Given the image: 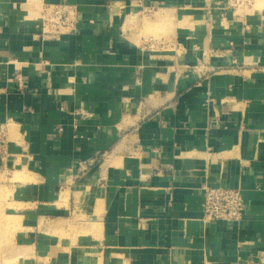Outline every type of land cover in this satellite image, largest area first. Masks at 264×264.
I'll return each mask as SVG.
<instances>
[{
  "label": "crops",
  "instance_id": "obj_1",
  "mask_svg": "<svg viewBox=\"0 0 264 264\" xmlns=\"http://www.w3.org/2000/svg\"><path fill=\"white\" fill-rule=\"evenodd\" d=\"M50 4L75 6L74 32L41 34ZM0 177L16 264H264V16L0 0ZM205 184L239 188L242 218H205Z\"/></svg>",
  "mask_w": 264,
  "mask_h": 264
},
{
  "label": "built area",
  "instance_id": "obj_2",
  "mask_svg": "<svg viewBox=\"0 0 264 264\" xmlns=\"http://www.w3.org/2000/svg\"><path fill=\"white\" fill-rule=\"evenodd\" d=\"M41 34L58 38L61 34L74 32L78 13L74 5L50 4L41 9ZM149 14L152 8H144ZM62 130L61 126L57 131ZM244 197L239 188L211 186L205 184L202 190L201 208L203 216L209 220L237 222L242 218Z\"/></svg>",
  "mask_w": 264,
  "mask_h": 264
},
{
  "label": "rangeland",
  "instance_id": "obj_3",
  "mask_svg": "<svg viewBox=\"0 0 264 264\" xmlns=\"http://www.w3.org/2000/svg\"><path fill=\"white\" fill-rule=\"evenodd\" d=\"M224 2L237 14L256 12L264 16V0H224ZM30 4L34 7L37 6L38 9L42 6L41 3L31 2ZM143 19L147 22L150 15L143 16ZM170 28L171 26L168 24L162 26L159 24L148 27L147 31L151 33L149 36L159 39L168 37L171 32ZM10 197V189L0 185V263L3 262V264H16L15 262L19 260L17 253L21 252L22 256H27L29 252L28 243L24 238L25 232L22 230L20 222L13 216L12 209L16 205L12 203ZM10 219L15 220L16 223L9 221ZM20 260H24V258Z\"/></svg>",
  "mask_w": 264,
  "mask_h": 264
}]
</instances>
